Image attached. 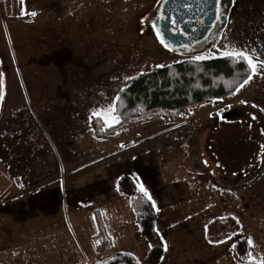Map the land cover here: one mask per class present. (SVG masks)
<instances>
[{
	"label": "rangeland",
	"instance_id": "obj_1",
	"mask_svg": "<svg viewBox=\"0 0 264 264\" xmlns=\"http://www.w3.org/2000/svg\"><path fill=\"white\" fill-rule=\"evenodd\" d=\"M150 1L152 0H20L22 15L12 18L5 0H0V156L6 140L11 139V134L8 132H12V134L17 133V137L21 134L23 139L29 142H43L55 155L62 153V145L67 142L68 149L75 147L79 152L84 150L89 163L93 161L94 154L99 150L112 149L120 142L129 140H132V145L126 148L127 150L124 149L122 152L124 157L131 153L139 160L143 146L145 153L148 152L150 157L157 158V154L165 148L162 139H157L161 131L159 120L164 117L155 116L128 125L126 128L123 127L125 129L117 130L118 132L113 133L108 139L94 135L89 120L90 113L101 108L107 109L121 88L141 73L145 74L158 68L156 65H167L192 58L194 55L217 57L213 55L214 51L223 44L247 45L249 49H253L256 36L253 30L249 29L250 26L239 27L236 30H229L224 35L227 37L226 40L219 39L204 50L178 52L166 49L169 54H154L149 59L139 62L141 48L137 38H141L146 26L151 27L150 21L142 22V19L154 16L158 1L156 0L154 8L147 16L140 18L138 34L135 32L134 16L151 4ZM231 2L232 0H229V4ZM50 9L54 11L46 13ZM32 11L37 13L35 17L25 14ZM263 52L256 51V54L264 59ZM170 54L177 56L173 57ZM126 77L133 79L126 80ZM249 85L246 89L247 94L243 96L245 104H251L253 100L254 86L252 82ZM218 102L221 106L226 104V101ZM112 115L113 113L108 111L101 113L100 118L104 126L105 118L111 121ZM250 124L252 125L251 122ZM245 134L246 156L243 166L239 168V171L244 172L248 170L249 162L256 157L258 151L257 143L253 146L247 126ZM169 152L173 155V150H167V153ZM90 170L92 171V168ZM114 171L119 174L133 173V168L127 161L114 168ZM138 172L144 174L145 182L156 186L157 176L151 169L149 173L144 170ZM232 173L235 171L230 170L229 174ZM2 175L4 173L0 161L1 180ZM9 175L8 170H5L6 181H9ZM88 179L92 180V175L88 176ZM184 180L188 182V186L191 185L188 178ZM253 186L261 188L263 197L264 172ZM98 189L83 188L79 194L67 195L60 189L57 192L55 188L54 194L51 195L52 200L43 193L48 191L40 189L29 195L23 194L22 202L29 199L33 207L32 211L24 213L41 212L44 209L43 199H49L44 204L46 211L42 212L51 213L54 219L68 221L69 229H72V224H76L74 230L79 228L81 230L82 225L87 226L89 221L95 222L92 207ZM148 189H153L154 193L158 190V188ZM173 189L181 194L182 199L185 195L193 198L202 188ZM187 200L189 199L186 198L184 201ZM256 211L262 214L258 225L247 223L242 225L232 220L214 219L204 227L201 223L191 224L187 217L197 212L170 210L168 213L170 218L166 219V222L170 223L169 234L183 238L181 246L184 250L174 257L171 253H167L159 264H201L203 260L199 258L203 256L197 255L198 253L194 255L192 250L187 249L188 246L193 245L188 244V239L191 237V241L203 243L202 238L205 234L211 235L210 239H213L215 245L209 255H220L222 262L227 260L230 262L227 251L229 245L235 244L239 238L249 236L254 241L255 247L251 249L253 256L257 259L264 258V211H259L258 207ZM101 213L102 219L107 222L111 215L104 210ZM123 217L128 221L125 225V233L122 227L114 225L108 227L114 245L110 250L99 253L93 249L94 251L89 252L87 249L90 245L89 239H84L85 255L82 264H97L120 252L131 253L139 264H153L150 257L151 250L157 245H163V238L161 237L160 240L158 236L159 229L156 227L155 233L147 237L141 234L138 216L134 210L130 209V213H124ZM2 227L0 224V231ZM52 229H60V232L54 230V233L48 234V238L52 241L37 244V250L40 252L44 249L46 254L49 253L56 258L59 252L56 248L64 245L58 237L68 228L61 225L60 228ZM227 236L232 237L227 243H215L224 240ZM32 246L33 244L23 243L21 247L28 249ZM91 247L93 248L92 245ZM232 258L236 264L240 263L235 255L232 254ZM1 262L4 261L1 260L0 264Z\"/></svg>",
	"mask_w": 264,
	"mask_h": 264
},
{
	"label": "crops",
	"instance_id": "obj_2",
	"mask_svg": "<svg viewBox=\"0 0 264 264\" xmlns=\"http://www.w3.org/2000/svg\"><path fill=\"white\" fill-rule=\"evenodd\" d=\"M157 1H150L151 4L142 8L134 16L136 34H138L140 18L147 16ZM229 10L224 29L216 41L231 29L250 26L249 29L253 30L256 36L253 48L259 52L264 51V0H235L234 4L231 2L229 5ZM53 11L50 9L46 13ZM137 39L141 48L139 62L149 59L154 54H169L150 26H146L141 38ZM251 82L254 86L251 104L241 103L244 101L243 96L247 94L246 89L250 86L248 84L238 93L234 92L227 98L188 108L178 119L160 118L161 131L157 139H162L165 148L157 154V158L150 157L148 152L145 153L143 146L139 160L131 153L124 157L122 152L132 145V140H129L120 142L112 149L99 150L94 154L93 161L89 163L84 150L79 152V149L75 147L68 149L67 142L62 145V153L55 155L45 147L43 142H29L24 140L21 134L17 137V133L8 132L11 134V139L5 136L8 140L5 139L7 142L0 156L4 173L2 180L0 179V199L2 200L0 201V224L3 226L0 231V261H4L1 263L82 264L81 261L85 255L83 246L85 238L90 242L88 251H96L92 238L97 232L96 221L94 223L89 221L87 226L82 225L81 230L80 228L74 230L76 224H72V229H69L68 221L54 219L51 213L42 212L46 211L45 202L52 200L51 195L54 194L55 188L57 192L63 190L67 195L79 194L83 188H99L95 192L93 215L96 209L100 212L101 218H103L102 210L111 215L107 222L102 219L105 231L111 240L109 226L122 227L125 233V225L128 221L123 214L130 213V209L131 211L133 209L129 197L117 189V179L121 174L130 175L139 188L143 186L159 209V211L155 209L157 215L155 231L158 228L160 240L161 237L163 238V245H161L163 251L157 264L162 262L167 253H171L174 257L184 250L181 246L183 238L169 234L170 223L166 222V219L170 218L168 214L170 210L195 211L197 214L187 217L191 224L201 223L204 227L214 219L232 220L242 225L246 223L258 225L262 214L257 213L256 209L258 207L259 211H264V195L262 197L261 188H255L253 184L264 172V148L261 147L264 145V134H262L264 133V112L259 110L264 108V74L257 75ZM218 101H226V104L221 106ZM211 103L214 104L211 105ZM246 126L253 146L257 143L258 151L255 154L256 157L249 162L248 170L244 172L239 171V168L243 166L244 156H246L244 151ZM170 149L173 150V155L170 152L167 153ZM233 150L235 151L231 152ZM127 161L133 168V173L119 174L114 171V168ZM150 169L157 176L155 187L145 182L144 174L138 172L144 170L149 173ZM5 170H8L10 174L9 181L5 180ZM230 170L235 173L229 174ZM90 175L93 177L92 180L88 179ZM184 178L189 179L190 186ZM148 188H158V190L155 189L157 191L154 193L153 189ZM173 188L202 189L193 198L185 195L181 199V194ZM39 189L48 191L43 192L47 194L46 197L49 196V199H43L44 209L39 213H24L32 211L33 207L29 199L22 202L21 196L32 194ZM186 198L189 200L184 201ZM61 225L68 230L58 237L64 245L56 248V250L59 249L56 258L49 253L46 254L41 246L39 247L42 251L38 252L37 244L51 242L48 234L54 233V230L59 233L60 229L52 228H60ZM210 237V234L209 236L205 234L202 238L203 243L191 241L190 237L189 241L187 240L188 244L193 245L188 246L187 249L192 250L194 255L198 253L197 255L203 256L199 258L203 260L201 264H236L232 258V254L234 255L232 245L227 248L231 263L228 260L220 261V255H209L215 246L209 243V240L213 241ZM23 243L33 244V246L22 249ZM165 244L167 251H165ZM113 246L112 240V248Z\"/></svg>",
	"mask_w": 264,
	"mask_h": 264
},
{
	"label": "trees",
	"instance_id": "obj_3",
	"mask_svg": "<svg viewBox=\"0 0 264 264\" xmlns=\"http://www.w3.org/2000/svg\"><path fill=\"white\" fill-rule=\"evenodd\" d=\"M230 5V4H229ZM229 9V8H228ZM155 14V12H154ZM225 23L219 32L224 29ZM195 45L193 52L208 48L216 41ZM246 78L245 66L235 64L231 59L211 57L194 62L192 58L172 62L142 74L117 92L121 97L115 115L120 123L113 128H106L102 119L93 118L91 127L98 138H108L117 130L128 125L150 119L155 116L178 119L188 108L217 99H224L234 94L235 87ZM122 89V88H121ZM116 95V96H117ZM117 189L129 197L131 206L138 216L141 234L149 236L155 231L156 211L152 201L140 191L135 180L128 174H121L117 179ZM97 232L93 236L96 251L106 252L112 248V241L105 231L100 212L94 211ZM101 243L96 245V241ZM234 255L240 264H247L249 246L242 237L235 242ZM163 247L157 245L150 252L151 261L157 264ZM120 252L97 264H137L136 258Z\"/></svg>",
	"mask_w": 264,
	"mask_h": 264
},
{
	"label": "snow or ice",
	"instance_id": "obj_4",
	"mask_svg": "<svg viewBox=\"0 0 264 264\" xmlns=\"http://www.w3.org/2000/svg\"><path fill=\"white\" fill-rule=\"evenodd\" d=\"M169 0H158V4L163 7L164 5H167ZM224 0H215V9H214V14H215V21L213 22V27H215V22L219 21L226 9L223 7ZM232 3H235V0H232ZM181 7L188 8L190 5L184 4L181 5ZM172 11H175V9H172ZM25 14H30L31 16L35 17L37 13L35 11H32L30 13H25ZM167 20L170 24L175 25L177 21L175 20L174 17L169 16L167 12H160L158 11L157 14L155 15V18H143L142 22L145 21H150L151 22V27L155 31L157 39L159 40L160 44L163 45L165 49L168 51H176V48L170 45L168 42L163 37L162 34V29L158 25L157 21H164ZM174 30V29H173ZM175 31V30H174ZM227 37L224 35L220 36V40L224 41L226 40ZM215 43V42H214ZM182 49L189 50V45L187 44H182L179 46ZM256 49H249L247 45H238V44H223L221 47H217L214 51V56H218L220 58H225V59H231L235 64H243L245 66V73H246V78H244L241 82L237 84L235 87V92H239L241 89H243L245 86H247L257 75L264 74V59L260 58V55L256 54ZM210 58L209 56L206 55H194L192 56V61L194 62H200L204 61L206 59ZM156 67H164V65H156ZM143 73H141L142 75ZM126 80L133 79V77H126ZM120 92H123L124 89H120ZM121 97L119 95L113 97V102L111 105L108 106L107 109L101 108L99 110H93L90 113L89 120L91 121L93 118H99L101 113L108 111L113 113L111 121H109L107 118H105L104 123L106 128H113L116 125L120 123V119L118 116L115 115L117 104L120 102ZM241 103H246L245 101H241ZM252 107H257L256 105H252ZM261 112H264V108L259 109ZM255 119V117H253ZM264 134V133H262ZM262 148H264V145H261ZM206 163V162H205ZM215 187V186H214ZM140 191L144 194L145 197L149 201H152V197L148 194V192L143 188V186H140ZM151 207L153 209H156L159 211V209L156 206L155 201H152ZM95 219V217H94ZM231 236H227L224 240H219L216 241L215 243H227L228 240H231ZM247 244L249 246L250 251L247 253V264H264V258L257 259L255 256H253L251 249H254V241L252 237H247ZM96 245H99L101 241L97 240ZM209 243H213V241L209 240ZM165 251H167V245H164ZM232 248H236V245L233 244ZM127 255L131 256V253H128ZM137 264H139V261H137Z\"/></svg>",
	"mask_w": 264,
	"mask_h": 264
},
{
	"label": "water",
	"instance_id": "obj_5",
	"mask_svg": "<svg viewBox=\"0 0 264 264\" xmlns=\"http://www.w3.org/2000/svg\"><path fill=\"white\" fill-rule=\"evenodd\" d=\"M184 4L190 7H181ZM214 9L215 0H169L168 4L163 7L158 4L156 14L158 11H166L169 16L175 18L177 23L172 25L167 20L157 21V23L162 29L166 42L175 47L176 51L191 52L192 48L201 42L212 29L215 21ZM228 12L223 14L220 21H226ZM152 18L154 19L155 16ZM182 44L189 45V50L180 48Z\"/></svg>",
	"mask_w": 264,
	"mask_h": 264
},
{
	"label": "flooded vegetation",
	"instance_id": "obj_6",
	"mask_svg": "<svg viewBox=\"0 0 264 264\" xmlns=\"http://www.w3.org/2000/svg\"><path fill=\"white\" fill-rule=\"evenodd\" d=\"M223 7L226 9V11L224 12V14H226L228 12V8H229V1L228 0H224ZM155 14H156V11H155ZM155 14H154V16H155ZM224 23H225L224 21H220V20L216 21L215 27H212V29L208 32L207 36L201 42H199L197 44L208 43V42H211L212 40H214V38L218 37L219 32H220L222 25Z\"/></svg>",
	"mask_w": 264,
	"mask_h": 264
},
{
	"label": "built area",
	"instance_id": "obj_7",
	"mask_svg": "<svg viewBox=\"0 0 264 264\" xmlns=\"http://www.w3.org/2000/svg\"><path fill=\"white\" fill-rule=\"evenodd\" d=\"M7 10L12 18H18L22 15V7L20 0H5Z\"/></svg>",
	"mask_w": 264,
	"mask_h": 264
}]
</instances>
